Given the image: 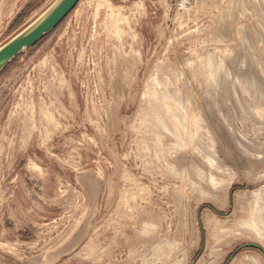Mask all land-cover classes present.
I'll use <instances>...</instances> for the list:
<instances>
[{
	"label": "rangeland",
	"instance_id": "rangeland-1",
	"mask_svg": "<svg viewBox=\"0 0 264 264\" xmlns=\"http://www.w3.org/2000/svg\"><path fill=\"white\" fill-rule=\"evenodd\" d=\"M58 1L0 0V46ZM246 243L264 0H80L0 72V264H264Z\"/></svg>",
	"mask_w": 264,
	"mask_h": 264
},
{
	"label": "water",
	"instance_id": "water-1",
	"mask_svg": "<svg viewBox=\"0 0 264 264\" xmlns=\"http://www.w3.org/2000/svg\"><path fill=\"white\" fill-rule=\"evenodd\" d=\"M80 0H59L42 18L15 34L0 46V72L25 48L34 46L45 35L56 28L76 7ZM244 247L256 248L257 244L246 243Z\"/></svg>",
	"mask_w": 264,
	"mask_h": 264
},
{
	"label": "built area",
	"instance_id": "built-area-1",
	"mask_svg": "<svg viewBox=\"0 0 264 264\" xmlns=\"http://www.w3.org/2000/svg\"><path fill=\"white\" fill-rule=\"evenodd\" d=\"M189 0H175V7H184Z\"/></svg>",
	"mask_w": 264,
	"mask_h": 264
},
{
	"label": "trees",
	"instance_id": "trees-1",
	"mask_svg": "<svg viewBox=\"0 0 264 264\" xmlns=\"http://www.w3.org/2000/svg\"><path fill=\"white\" fill-rule=\"evenodd\" d=\"M233 188H235V187H233Z\"/></svg>",
	"mask_w": 264,
	"mask_h": 264
}]
</instances>
